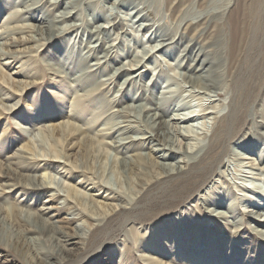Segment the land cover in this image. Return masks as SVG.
<instances>
[{"label":"bare ground","instance_id":"obj_1","mask_svg":"<svg viewBox=\"0 0 264 264\" xmlns=\"http://www.w3.org/2000/svg\"><path fill=\"white\" fill-rule=\"evenodd\" d=\"M83 1L49 0L48 5L42 7L40 0H17V3L24 7L13 10L8 15V19H11L12 15L17 17L12 32L20 36L19 41H34L37 45L36 49L47 44L54 46L53 43L59 41V37L72 30L78 32L80 29L85 30V34L89 37L88 50L82 55H70L71 57L68 56L69 51L65 52L67 59L70 57L67 68L69 70L78 69L79 74L73 73L71 77L70 74H64L61 69L57 68L58 64L47 62L45 65L51 73L63 74V77L79 83L83 94L75 97V100L78 101L80 97H84L85 101L78 105V112L82 110L83 115H86L88 111L93 112L94 109L95 111L98 109L94 118L104 117L102 125L105 126L99 131L105 132V137H113L111 141H106L105 138L103 140L91 138L89 136L91 130L88 127L84 128L69 119L58 125L45 126V129L51 134L64 132V139L61 147L55 143L49 150L39 154L45 160L62 163L64 167L69 166L71 172L75 170L78 174L80 173V176L86 180L85 182L92 183L95 188L104 190L105 196L111 197L108 201L93 199L92 194L82 192L76 186L68 184L65 179L54 182L52 178L50 183L44 181L40 175L35 174L39 166L34 164L38 161L31 159L28 154L30 151L32 156L37 158V153L30 145H25L19 148L15 154L5 156V160H0V218L2 216L10 218V227H12L10 229L15 235L16 244L22 249L30 251L38 264H72L73 255L69 254L68 248H64L63 245L78 243L76 238L85 240V248L95 247L99 242L109 240L120 233L122 228L131 221L142 224L152 219H159L162 212L147 213V205L143 207V204L155 201L159 197L158 192H162L163 197H166L169 189L171 192L178 191V195L168 205L175 206L178 202L186 201L197 191L201 192L200 189L210 179H213L216 169L226 155H232L236 161H239L237 163L239 166L261 171V173L250 172L251 174L264 175V165L261 168L256 167L258 161L259 163L263 161L264 142L260 148L259 157L256 159L250 158L251 161H244V159H248L249 154L243 151L255 152L256 147L258 148L262 143V139L259 141L257 139L264 137V132L252 130L251 132L255 133V136L257 134L259 136L245 137L244 139L239 137L247 123H251L255 129L264 126V104L260 106L259 110L250 111L249 101L243 103L239 97L236 98V95H239L238 76L240 72H238V66L252 64L251 58L244 57L240 53L241 51L239 52L240 41L247 26L239 21L237 15H232V11L230 12L229 9L230 15L226 21L222 16L225 12L213 15L211 20H209L207 12L197 15L195 21L187 16L183 20L182 27L181 24L173 26L167 32H155L154 23L144 21L140 23L141 26H145L143 28L145 30L151 28V34L154 33V38L161 43V47L156 52L165 51L170 48V44L176 43L175 46H178L188 41L179 54V59H181L179 64H184L185 72L180 75L183 83L188 85L190 90L184 89L185 86L182 85V91L171 90L168 93L172 95L163 93V96H158L154 90H151L150 83H144L142 79L144 76L141 75L144 70L140 69L145 64L144 57L151 52L146 51L142 56L133 55V63H122L116 66L115 61L118 60V55L113 54L116 52L117 44L106 43V36L111 28L114 30L122 28L118 15L112 14V18L107 20L109 27L102 23L94 25L95 21L89 22L90 24L84 20L82 23H78L75 20L81 17L80 13L78 14V7ZM64 3V9L54 13V10ZM128 3L133 5V9L129 13L133 14L131 20L134 18H137L138 21L153 19L154 10L148 6V11H145L147 6L141 5L140 2L114 0L111 8L126 6ZM33 9L38 10L39 13L27 15ZM76 14H78V18H76ZM98 18L102 17L98 16L95 19ZM26 19L33 23L23 22ZM64 23L65 25H62ZM222 31L228 32L227 41L229 42L224 55L218 52L219 46H222L224 41V37H222L224 35H218ZM3 36L4 33L0 34V37ZM8 44L12 43H0V59L4 56L2 51L7 49L5 46ZM11 57H19V53H11L9 58ZM150 57L152 55L147 59ZM187 61L191 62L185 66ZM10 62L12 60L8 59L7 63ZM107 68L113 69L112 73H105L107 77L101 78L100 74L104 73ZM248 72L252 73V68ZM0 79L3 80V85L9 89L15 84L14 78L8 73L0 72ZM153 84L154 82L151 83V85ZM111 85H119L118 92L104 101L102 97L110 93ZM25 87H19V89L22 90ZM135 88L138 91L134 90ZM107 89L109 91H106ZM185 92L189 93L193 99L209 100L211 106L198 112L190 111L191 113L189 112L190 108L187 109V113H182L180 108L183 105L192 107L190 100L184 102L185 104L175 103L177 98L185 95ZM223 95L224 97L228 96L227 99L229 98L225 108L221 103ZM106 97L108 96L106 95ZM187 97L184 96L183 100ZM122 101L125 102L115 109V106ZM216 101L217 103H215ZM86 102L87 104H85ZM16 105L5 104L0 98L2 111L9 110L14 113L17 109ZM210 115H213L211 126L205 122L204 126L207 128L205 132L195 131L192 123L199 116L206 118ZM190 130L196 133L198 142L191 144L186 141L193 137L189 133ZM41 133V128H39L38 134ZM83 143L89 147L86 148L84 154V163L78 164V162L70 160V150L72 146L76 145L83 147ZM149 144H151L152 153H144L142 150ZM189 145L194 148L193 152L188 151ZM180 155L181 157H179ZM105 158L113 159V166L123 173V179L119 178L112 170H105L104 167H101ZM80 168L83 170H79ZM22 170L32 174H23ZM88 173H91L92 177L87 176ZM21 175H25L27 180L23 186L31 190L48 189V187H52V184H55L57 192H64V194L59 193V197L64 196L67 200L66 209L74 211L81 205L79 219H86L88 222L91 218L99 220V223H88L89 234L87 236L77 231L74 234H69L65 228L70 227V218L67 217L63 220V223L68 225L64 226L58 224L59 221L55 218V214H52L50 218L44 217L46 212L53 208L52 206H43L39 211L33 212L22 209L17 202L5 200V196H9L15 187L22 184ZM131 175L136 176L137 188L132 185ZM52 176L54 177V175ZM12 178L19 181L7 183V180ZM3 180L5 181L3 182ZM255 188L257 189L256 186L243 185L240 190L244 199H239L236 198L235 189L232 187L210 186L205 193L200 195L201 202L197 205L198 213H209L210 217L215 219L214 224L217 227L224 224L232 225V233L249 228L250 232L255 234L258 246H264V213L260 211L264 207V203L257 202L259 198L254 194L258 195L259 193L260 196V192ZM155 190L157 192L153 195ZM57 192L51 193L52 197H55ZM246 198L257 202L254 205L255 210L240 212V203ZM76 217L73 216L74 219ZM244 218H250L252 223L246 224ZM179 222V226H175L174 221H170V231L180 234L187 227L195 230L193 234L198 233L195 238L193 236L189 238L190 242L194 240L201 242L205 238L206 234L198 227L202 225L198 223V220L187 221L186 218H183ZM155 223L156 220L153 225ZM180 226L181 228H178ZM83 229L86 231L85 227ZM74 230H78V227H75ZM131 230L136 231V227L131 226ZM219 236H222L221 232ZM181 238H183V234L180 235L179 239ZM222 239L224 240V238ZM157 243L154 242L156 246H160ZM65 251H67L66 255ZM171 251L174 252V249ZM158 253L164 254L160 250ZM154 262L167 264L159 259Z\"/></svg>","mask_w":264,"mask_h":264},{"label":"rangeland","instance_id":"obj_2","mask_svg":"<svg viewBox=\"0 0 264 264\" xmlns=\"http://www.w3.org/2000/svg\"><path fill=\"white\" fill-rule=\"evenodd\" d=\"M40 1L42 7L43 5L47 6L49 3V0ZM113 1L114 0H112V2ZM132 1L140 2L143 6L146 5V9H149V7L152 8L154 10L153 19L138 21L137 18H134L131 20L133 14L130 15L129 13L133 9V5L131 6V4L128 3L126 6H118L112 9L111 0H84L78 7V14L80 13L81 16L79 19L75 20L78 23H82L83 20L88 24H90L89 22L91 21H95L94 25L102 23L109 27L110 25L107 23V20L112 18V14L118 15V20L122 23V28H118L117 30L113 28H111V30L108 29L109 32L106 36V43L117 44V53L115 52L113 54L118 55V60L115 61L116 66L122 63H133V55L138 54L142 56L146 51H150L151 53L144 57L145 64L140 69L144 70L141 74L144 76L142 79L144 83H150L151 90H154L158 96H163V93L172 95L168 93L171 90L182 91V85L185 86L184 89L190 90L188 85L183 83V79L180 75L185 72L183 68L184 64H179L181 61V59H179V54L184 44L188 43V41L178 46H175L176 43L170 44V48L165 51L156 52L161 47V43L154 38V33L151 34V28L145 30L143 29L145 26H141L140 23L142 21L154 23L153 29L155 32H167L171 30L173 26L176 27L181 24L182 27L184 23L183 20L187 16L191 19L193 18L195 21L197 15L201 13L206 14L207 12L209 14L208 18L211 20L213 15L225 12L222 16L224 21H226L232 11V15H237L239 21L247 26L242 40L240 41L239 52L241 51L240 53L244 57L251 58L250 61L252 62L250 66L246 64L238 66V72H240L238 76L239 95H236V98L239 97L243 103L249 101L250 111L259 110L260 106L264 104V0ZM64 6L65 3L59 8H56L54 13H58L60 10L64 9ZM22 7H24V5H19L17 0H0V34L4 33V36L0 37V43H12L11 45H6L5 47H7V49L2 51L4 56L0 59V72L2 74H10L15 80L14 86L9 89L7 86L3 85V80L0 79V98H2V102L5 104H17V109L14 113L9 110L2 111L0 109V160H5V156H11L18 152L19 148L30 145L37 153V158H34L30 151V154H28L31 159L38 161L34 164H38L39 166L35 174L40 175L44 181L50 183L52 178L54 182L65 179L68 184L76 186L82 192L92 194L93 199L108 201L111 197L105 196L106 192L95 188L93 186L94 184L85 182L86 180L80 176V173L78 174L75 170L71 172L69 166L66 165L64 167L62 163L45 160L39 155L44 153L45 150H49L55 143H57L58 147H61V143H63L64 139V132H55L51 134L45 129V126H51L53 124L58 125L69 119L71 122L83 126L84 128L88 127L91 130L89 135L91 138L98 140H103L105 138L106 141H111V139H113V137H105V132L101 133L99 131L105 128V126L102 125L104 117L94 118V114L99 111L98 109V111L94 109L93 112L90 110L86 115H83L82 110L78 112V105L85 101L84 97H80L78 101L75 100V97L83 94L82 87L79 86V83L73 82L67 77H63V74L51 73L50 69L45 65L47 62L58 64L57 68L61 69L64 74H70L71 77L73 73L79 74L80 71L78 69L69 70L67 66L71 57L70 55L79 56L88 50L87 45L89 37L85 34V30L83 29H80L79 32L72 30L59 37V41L53 43L55 44L54 46L47 44L36 49L37 45L34 41L21 42L19 41L20 36L12 32V27L16 24L15 20H17V17L12 15V18L8 19V15L11 11L22 9ZM148 9L145 11H148ZM174 9L176 10L175 12ZM229 9L230 12L228 13ZM170 12L173 13L170 14ZM30 13H39V11L33 9L29 11L27 15ZM78 14H76V18H78ZM98 16L102 18L95 19ZM23 22L33 23V21L29 19ZM18 23L21 24L22 22ZM62 25H65V23ZM159 25H161V27H159ZM84 26L87 27V25ZM170 26L172 27L170 28ZM218 35H224L222 37H224L225 43L223 41V45L219 46L220 49H218V52H220L219 54L224 55L229 43L227 41L228 32L222 31L218 33ZM188 36L191 37L190 35ZM66 51H69V59H67V55H65ZM11 53H19V57L9 58ZM150 55H152V57L147 59ZM8 59H11L12 62L7 63ZM190 62L191 61H187L185 66L189 65ZM222 66L224 67L225 65ZM250 68H252V73L248 72ZM112 71L113 69L107 68L104 73L100 74L101 78H106L107 76H105V73L110 74ZM152 81L154 82L153 85H151V83H153ZM23 86L26 87L22 90L19 89V87L23 88ZM118 87L119 85H111L110 93H104L108 97L103 94V100L106 101L108 98L113 97L118 92ZM134 90H136V88ZM106 91H109V89ZM136 91H138V89ZM184 96L188 97L183 100ZM184 96L177 98V102L175 101V103L180 102V104H183L190 100L192 107L183 105L180 108L182 109L181 112L184 114L187 113V109L190 108L191 110H189V112L194 110L198 112L203 108L211 106L209 100H206V102L193 99L190 97L189 93L186 94V92ZM227 97L228 96L224 97L223 95V99L221 98L223 100L221 103L224 104L223 108H225L229 99H227ZM124 102L125 101L120 102V104L115 106V109ZM215 103H217V101ZM85 104H87V102ZM212 116L213 115H210L206 118L199 116L195 122L192 123L195 127L194 129H196L195 131L199 133L205 132L207 128H205L204 125L207 123L211 126L213 122ZM251 121L253 123V120ZM39 128H41V134H38ZM252 130L261 133L264 132V126L255 129L251 123H247L239 137L244 139L245 137L252 138L259 136V134L255 136V133L251 132ZM189 133L192 134L193 137L186 141L191 144L198 142L196 133L191 130ZM96 134L97 136H95ZM260 139H262V143H260L258 148L256 147L254 150L255 152L248 153L247 150H243L246 154H249L248 159H244V161H251L252 159L250 158L256 159L259 157L264 137L258 138L257 140L259 141ZM202 142L205 143V141ZM88 147L89 145H85L84 143L83 147L81 145L72 146L70 150V160L78 162V164H83L84 154ZM150 149L151 144L147 145L142 151L144 153H152ZM188 151L193 152L194 148L189 145ZM179 157H181V155ZM262 159V162L259 163L258 161V164H256L257 168H261L264 165V153ZM112 161L113 159H103L101 167H104L105 170H112L119 178L121 177V179H123V173H121L117 167L113 166ZM238 162L239 161H236L232 155L224 156L222 163L218 166L212 177L213 179H210L209 182L200 189L201 192L197 191L186 201L181 203L178 202L175 206L168 204L178 195V191L171 192V189H169L166 197H163L164 195L162 192H158L159 197L153 202L144 203L143 207L147 205V213L153 211L162 212L158 217L159 219H152L142 224L140 222L131 221L122 228L120 233L109 240L99 242L95 247L88 246L85 248V240L82 238H76L78 243L74 245H68V243L65 244V246L63 245L64 248H68L69 254L72 253L71 255H73L72 264H156L154 261L157 259L167 264H264V246H258L255 234L251 233L249 228L232 233V225L224 224L217 227L214 224L215 219L210 217L211 215L209 213H198L197 205L201 202L200 195L205 193L210 186H216L218 188L222 186L232 187L235 189L236 198L239 199H244L242 191L240 190L243 185L250 187L256 186V191L260 192V196L259 193L258 195L254 194L259 198L257 202L261 201L264 203V175L251 174L250 172L261 173V171H259V169L251 170L250 167L239 166L237 164ZM46 163L47 165H45ZM79 170L83 169L80 168ZM22 172L23 174H32L29 171L22 170ZM52 175H54V177ZM87 176L92 177L91 173H88ZM131 177L133 180L131 181L133 182L132 185L137 188L138 183L136 176L131 175ZM4 181L5 180H3V182ZM18 181L19 180L12 178L7 180V183ZM20 181L22 184L15 187V190L9 196H5V200L17 202L22 209L33 212L39 211L43 206H52L53 208L49 209L44 217L50 218L52 214H55V218L59 221L58 224L64 226L68 225L63 223V220L67 217L70 218V227L65 228V231L69 234H74V232L77 231L87 236L89 234L88 223H99V220L96 219L92 220L90 218L88 222L86 219H79L81 217V205L74 211L73 209H66L67 200H65L64 196L59 197V193L64 194V192H57L55 184H52V187H48V189H39L35 191L23 186V183L27 181L25 175L20 176ZM54 192H57V194L55 197H52L51 193ZM156 192L157 190L153 192V195ZM257 202L250 198L242 200L240 203V212L255 210L254 205ZM122 204L125 205V203ZM260 211L264 213V207H262ZM73 216H77L76 219H74ZM183 218H186L187 221L191 219L192 221L198 220V223L202 224L198 227H200L201 231L206 235L201 242H197V240L189 241L191 236L195 238L198 234H193L195 230L191 228H184L180 234H175L170 231V221H174L176 224L175 226H179V221ZM244 219L246 224L252 223L250 218ZM155 220L156 223L153 225ZM10 221V218L7 216L4 218L2 216L0 218V264H38L30 251L22 249L21 246L16 244L14 240L15 235L12 234V229H10L12 228L10 227ZM131 226L136 227V231L131 230ZM208 226L212 227L209 228ZM75 227H78V230H74ZM84 227L86 231L83 229ZM178 228H181V226ZM220 232L222 236H219ZM181 234H183V238L179 239ZM222 238H224V240ZM154 242H158L157 244L160 246H156ZM171 249H174V252L171 251ZM159 250L163 251L164 254L158 253ZM65 252L66 255L67 251Z\"/></svg>","mask_w":264,"mask_h":264}]
</instances>
